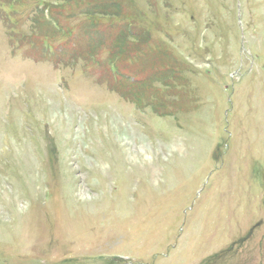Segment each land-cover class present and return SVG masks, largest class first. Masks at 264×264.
<instances>
[{"label":"rangeland","instance_id":"rangeland-1","mask_svg":"<svg viewBox=\"0 0 264 264\" xmlns=\"http://www.w3.org/2000/svg\"><path fill=\"white\" fill-rule=\"evenodd\" d=\"M80 1L0 0V264H264V0Z\"/></svg>","mask_w":264,"mask_h":264},{"label":"trees","instance_id":"trees-1","mask_svg":"<svg viewBox=\"0 0 264 264\" xmlns=\"http://www.w3.org/2000/svg\"><path fill=\"white\" fill-rule=\"evenodd\" d=\"M63 1H66V0H63ZM97 1H100V0H97ZM81 3V1L80 0H77V4L79 5ZM84 4V3H83ZM92 4H94V5H92ZM85 5L88 7V6H91V7H93V10H92V12H88V10H87V14L86 15H91V16H93V13H97V7H96V5H95V3L93 2V1H90V2H88V1H86L85 2ZM98 5V4H97ZM99 6V5H98ZM105 6H107L108 7V3L105 5ZM107 7L105 8V9H107ZM114 7V8H113ZM121 7L122 6H120L119 5V3H117V2H113L112 4H109V7L108 8H113L114 10H116V12L117 13H110L112 16H122V14L120 13L121 12ZM51 16H52V18H54L53 17V13L52 12H50L49 13ZM57 21V20H56ZM58 22V21H57ZM118 48H120V47H118ZM126 49V50H125ZM124 52H127V47L126 48H123V50L119 53V56H120V58L122 57V59H123V54H124ZM120 61V60H119ZM174 74V73H173ZM175 76V75H174ZM118 86H120V85H118ZM127 95V94H126Z\"/></svg>","mask_w":264,"mask_h":264}]
</instances>
